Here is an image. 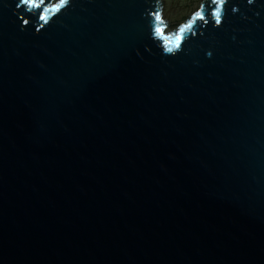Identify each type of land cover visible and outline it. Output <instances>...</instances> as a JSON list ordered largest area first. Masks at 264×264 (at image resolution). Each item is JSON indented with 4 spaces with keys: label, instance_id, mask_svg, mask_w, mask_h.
I'll return each instance as SVG.
<instances>
[{
    "label": "water",
    "instance_id": "1",
    "mask_svg": "<svg viewBox=\"0 0 264 264\" xmlns=\"http://www.w3.org/2000/svg\"><path fill=\"white\" fill-rule=\"evenodd\" d=\"M0 264H264V0H0Z\"/></svg>",
    "mask_w": 264,
    "mask_h": 264
},
{
    "label": "snow or ice",
    "instance_id": "2",
    "mask_svg": "<svg viewBox=\"0 0 264 264\" xmlns=\"http://www.w3.org/2000/svg\"><path fill=\"white\" fill-rule=\"evenodd\" d=\"M24 2H25V3H28V2H29V0H24ZM218 15H219V13H218Z\"/></svg>",
    "mask_w": 264,
    "mask_h": 264
}]
</instances>
